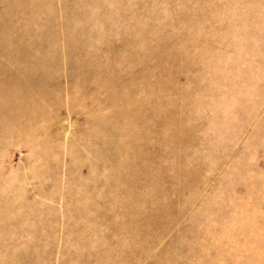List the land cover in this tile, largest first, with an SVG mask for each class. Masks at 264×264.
Here are the masks:
<instances>
[{"label":"rangeland","instance_id":"obj_1","mask_svg":"<svg viewBox=\"0 0 264 264\" xmlns=\"http://www.w3.org/2000/svg\"><path fill=\"white\" fill-rule=\"evenodd\" d=\"M0 264H264V0H0Z\"/></svg>","mask_w":264,"mask_h":264}]
</instances>
